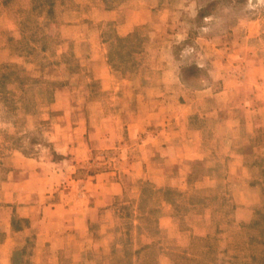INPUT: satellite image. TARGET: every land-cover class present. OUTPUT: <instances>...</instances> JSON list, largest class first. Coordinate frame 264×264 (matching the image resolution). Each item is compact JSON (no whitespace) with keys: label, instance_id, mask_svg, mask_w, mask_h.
Masks as SVG:
<instances>
[{"label":"rangeland","instance_id":"rangeland-1","mask_svg":"<svg viewBox=\"0 0 264 264\" xmlns=\"http://www.w3.org/2000/svg\"><path fill=\"white\" fill-rule=\"evenodd\" d=\"M33 2L0 0V65L6 72L56 81L58 86L53 100L41 105L37 113L25 114L20 108L14 113L0 102V158L17 149L33 158L61 161L64 156L56 153L50 132L57 124L58 133L65 134L67 129L63 127L75 121L70 128L80 126V136H85L87 145L74 160V176L111 172L110 177L122 184L121 194L109 203L112 219L103 223L109 226H91L95 239L104 237L109 245L119 246L111 252V256L115 254L114 264H177L182 252L181 256L196 260L184 264H221V251L210 263L211 256L199 253L201 245H193V235L208 233L217 238L213 245L226 247L228 253L235 245L264 250L255 245L256 234H251L264 195L260 185L264 182V99L261 102L253 98L248 112H236L233 117L239 122L232 126L237 136L232 150L241 151L240 145L244 144L248 152L243 154L247 178L232 177L238 172L230 171L233 156L225 152L227 108L222 110L223 117L211 115L214 102L217 106V101L225 98L218 92L229 76L234 77V84L244 83L248 67L264 64V0H111L114 7L110 9L119 8L120 13L135 5L151 9L148 16L140 15L144 22L125 34L118 31L119 19L91 18L93 4L104 6L102 0H55L51 18L38 15L46 23V32L55 36V43L41 53H22L14 42L4 40L8 35L15 39L23 33L30 35L21 23L33 15ZM105 32L133 33L128 41L136 66L119 60L115 66L108 62ZM242 53H247L245 60L240 57ZM261 75L257 82L264 80ZM210 92L219 95L213 97ZM243 92L253 96L249 88ZM56 97L70 106L67 116V109L54 108ZM258 102L261 110L257 105L252 107ZM258 121H263L262 126L247 138L251 125ZM131 124L135 137L128 140ZM161 130L170 135L183 133L197 142L204 156L193 169L189 166L177 185L155 184L146 167L139 175L129 172L132 158L144 154L149 137ZM172 135L174 140L181 137ZM157 155L155 149L149 152L153 160ZM67 156L76 155L69 152ZM205 163L207 170L203 168ZM203 172L212 175L214 181L203 177ZM163 186L210 190L207 194L214 195L213 206L223 215L220 225L210 220L209 209L203 215L184 216L182 220L174 217L167 203L158 206L154 198L155 187ZM234 196L240 201L234 202ZM140 198L146 199L147 206H158V210L137 218L139 212L134 210ZM244 227L251 229L249 236L247 233L244 241L233 243L231 239L237 236L230 234L231 230ZM215 228L220 230L216 232ZM32 243L27 236L22 245Z\"/></svg>","mask_w":264,"mask_h":264},{"label":"crops","instance_id":"crops-1","mask_svg":"<svg viewBox=\"0 0 264 264\" xmlns=\"http://www.w3.org/2000/svg\"><path fill=\"white\" fill-rule=\"evenodd\" d=\"M150 10L147 6L135 5L132 10L120 13L119 8L106 9L97 2L91 8V18L101 21L119 19L116 23L118 31L125 34L137 24L144 22L140 15L148 16ZM245 56L242 53L240 57L245 60ZM248 69L244 83L242 81L234 84L233 76H229L228 81L225 80L223 89L218 92L225 98H221V101L217 99L218 105L216 106L214 102L211 112L214 118L223 117L225 114L222 110L227 108L225 122L229 127L225 132L227 139L225 152L229 151L233 156L230 171L238 172L232 173V177L235 178L242 176L247 178L248 168L243 165V154L248 152L244 144L240 145L241 151L232 150L235 142L233 140L237 137L232 126L239 122L233 117L236 112L240 114L248 112L253 98L257 101L264 99V80L257 82L259 76H262L261 73L264 74V64L259 62ZM242 84L245 85L244 88L241 87ZM248 88L253 96L244 95L243 90L247 91ZM207 90L209 89L201 91ZM218 93L210 92L213 97ZM261 102L252 104V107L254 105L259 107ZM53 105L57 110L67 109L64 112L67 116L70 107L68 104L61 103L56 97ZM234 108H239L240 111H235ZM257 110H261L260 107ZM67 123L63 127L67 129L65 134L58 133L56 124L49 135L56 153L64 156L61 161L44 157L33 158L17 149L0 158V264H114L115 254L111 256V252L119 246L109 245L104 237L100 240L95 239L91 226L94 224L104 228L109 226L103 225L107 219H112L109 203L115 196L121 194L122 184L110 177L111 172H99L83 178L74 176V160H77L78 151H82L84 145H87V140L85 136H80V126L73 130L70 128L75 121ZM262 124L263 121L253 123L245 136L253 137V130ZM133 128L132 124L128 125V140L135 137ZM186 131L191 134L189 130ZM161 132L149 137L144 154L132 158L129 172L132 175H139L146 167L148 177L155 184L177 185L189 166L193 169L204 160V156L197 142L184 137L183 133L173 132L170 135L169 131ZM172 134L181 137L174 140L171 138ZM154 149L157 157L159 156L156 160L149 156V152ZM68 151L76 156L68 157ZM205 164L203 168L207 170L208 163ZM203 177L214 181L210 174L203 172ZM260 185L264 190V182ZM232 199L234 202L240 201L237 196ZM13 217L20 219V227L17 229L12 227ZM256 217L251 234L258 237L255 245L264 248V195L261 212ZM250 230L245 227L231 230L230 234L237 236L231 241L233 243L244 241ZM27 236L33 243L25 247L22 243ZM19 252L22 256L20 258Z\"/></svg>","mask_w":264,"mask_h":264},{"label":"trees","instance_id":"trees-1","mask_svg":"<svg viewBox=\"0 0 264 264\" xmlns=\"http://www.w3.org/2000/svg\"><path fill=\"white\" fill-rule=\"evenodd\" d=\"M3 1L7 2L9 0ZM54 2L55 0H34L33 15L28 16V19L21 23L23 27L28 29L30 35L28 36L23 33L18 39L8 35L4 42H14L13 45L15 48L23 50L22 53L31 51H38L41 53L47 50L50 43H55V36L46 32V23L40 21L38 15L43 14L44 18H51L54 11ZM102 2L105 8L110 9L114 7L113 4L110 3L111 0H102ZM106 35L108 36L106 37ZM131 35H133V33L119 35L117 33L106 34L105 32L104 39L108 40L109 47L107 58L112 66H115L116 60L130 62L133 67L137 65V60L129 47L128 40ZM52 50L54 54L55 51L54 49ZM57 86L58 83L56 81L6 72L0 65V102L11 107L14 113H16L19 108L25 114L41 111V105L53 100L54 89ZM20 150L23 151L22 149ZM208 191L210 190L192 189L185 191L176 189V187L172 186H163L158 188L155 187L153 194L154 198L157 200L158 206L161 202L167 203L173 212L172 215L178 217L180 220H182L184 216L193 214L203 215L204 211L209 209L210 220L212 222L215 221L216 226H219L221 223L219 218H222L223 215L220 214L221 210H217L216 207L213 206L214 195H208ZM158 206H147L146 199L140 198L137 201V208L134 211L137 213L139 212V215H137V218H139L144 212L153 213L157 211ZM12 227L15 229L20 227V219L13 217ZM188 230H190V228ZM219 230L220 229L215 228L216 232ZM208 234L204 236L193 235L191 237L193 245H201L202 249L199 251L201 255L204 256L208 254L211 256L208 262H215L216 260L213 259L222 253L223 256L220 258L221 264H264V250H259L254 247L246 248L243 245H235L232 248L233 252L228 253L226 247L224 249H219L218 245H213V241H216L217 238L210 237V234ZM211 242L213 246L210 245ZM183 253L184 252H182L181 255ZM181 255L177 264H184V261H187V263L196 262L195 259L183 257Z\"/></svg>","mask_w":264,"mask_h":264}]
</instances>
